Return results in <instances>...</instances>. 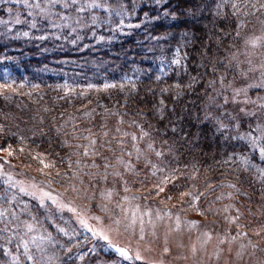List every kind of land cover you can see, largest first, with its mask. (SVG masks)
I'll list each match as a JSON object with an SVG mask.
<instances>
[{
	"label": "trees",
	"instance_id": "obj_1",
	"mask_svg": "<svg viewBox=\"0 0 264 264\" xmlns=\"http://www.w3.org/2000/svg\"><path fill=\"white\" fill-rule=\"evenodd\" d=\"M49 3L0 0V162L31 166L23 179L53 193L88 176L90 148L103 167L125 155L120 144L132 150L120 138L143 135L164 154L163 171L131 174L157 188L149 194L166 201L188 190L201 209L209 199L233 202L264 238V115H240L226 99L247 42L264 31V0L54 1V12L72 14L54 29L30 14ZM76 19L83 28L71 33ZM3 175L0 264H37L25 249L30 225L54 230L61 264H135L97 250L82 225L74 236L55 230L51 203L20 193V174Z\"/></svg>",
	"mask_w": 264,
	"mask_h": 264
},
{
	"label": "rangeland",
	"instance_id": "obj_2",
	"mask_svg": "<svg viewBox=\"0 0 264 264\" xmlns=\"http://www.w3.org/2000/svg\"><path fill=\"white\" fill-rule=\"evenodd\" d=\"M48 1L51 3L38 6L30 14L43 18L49 28L54 29V26H60L61 18H70L72 14L54 12L53 2L73 0ZM62 6L64 9L69 7ZM75 21L78 26L66 25L71 33L83 28L82 22ZM256 34L241 53L240 74L229 84L226 97L230 108L240 115L251 114L248 113L251 110L264 115V31ZM7 88L16 91L14 86L8 85ZM120 139L131 141L132 150L129 143L120 144L125 155L119 154L116 162L100 167L95 150L90 148V158L84 161L87 166L82 169L89 173L88 176L76 174L74 183L77 184L68 190L53 187L54 192L50 193L48 189H36L28 178L23 179L25 175H21L24 172L29 176L35 174L29 165L17 171L14 169L17 166L9 169L0 162V174L15 181L14 174H20L19 192L28 191L51 203V211L45 215L55 230L60 224V230H68L67 233L74 236L77 233L75 224L82 225L98 240L97 250L104 247L135 264H264V238L256 237V233L247 227L244 208L233 202L212 204L213 197L201 209L188 190L178 191L166 201L159 198V190L149 194L157 188H143L132 175L143 180L163 171L164 154L143 135L139 138L129 134ZM132 152H135L133 157ZM0 157L5 159L4 152H0ZM144 166L145 170L141 169ZM80 177L83 181L77 182ZM39 204L43 207L44 203ZM45 209L48 211L49 208ZM23 232L25 249L33 252L37 264L62 263L64 257L54 250L55 245H58L56 248L61 246L55 239L54 230L52 234L45 227L30 225ZM95 248L92 244L89 252Z\"/></svg>",
	"mask_w": 264,
	"mask_h": 264
}]
</instances>
